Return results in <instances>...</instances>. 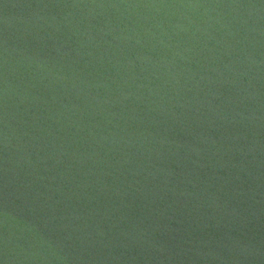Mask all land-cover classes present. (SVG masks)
Listing matches in <instances>:
<instances>
[{"label": "water", "instance_id": "obj_1", "mask_svg": "<svg viewBox=\"0 0 264 264\" xmlns=\"http://www.w3.org/2000/svg\"><path fill=\"white\" fill-rule=\"evenodd\" d=\"M0 264H264V0H0Z\"/></svg>", "mask_w": 264, "mask_h": 264}]
</instances>
